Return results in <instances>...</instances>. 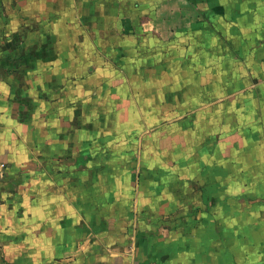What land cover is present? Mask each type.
I'll return each instance as SVG.
<instances>
[{"label": "clouds", "instance_id": "9594fccd", "mask_svg": "<svg viewBox=\"0 0 264 264\" xmlns=\"http://www.w3.org/2000/svg\"><path fill=\"white\" fill-rule=\"evenodd\" d=\"M216 166L232 234L264 226V0H0V264H208L170 185Z\"/></svg>", "mask_w": 264, "mask_h": 264}, {"label": "crops", "instance_id": "0c3cea01", "mask_svg": "<svg viewBox=\"0 0 264 264\" xmlns=\"http://www.w3.org/2000/svg\"><path fill=\"white\" fill-rule=\"evenodd\" d=\"M203 2H212V0H193L194 4ZM212 12L223 15V6L214 4ZM202 15L205 16V19H208L209 17V13H202ZM196 26L205 27L202 24H198ZM208 27H210V25ZM253 82L259 83V81L256 80ZM21 103H24V101H21ZM77 117L78 118L75 123L77 126H79V111L77 113ZM68 134L73 136L75 135L71 128H68ZM63 138L64 137L62 136L61 139ZM206 144L208 145L209 151L213 150L214 142L211 141V138L206 141ZM86 155V153H81L79 159L76 161V163H78L82 168L85 167L87 163L85 158ZM133 164H135V158ZM5 167H8V165H5ZM231 171V167L228 169H224L219 166L212 168L205 167L198 180L192 182V187L188 190L186 195L183 192V181L176 180L170 185L172 191L176 192V194L182 200L189 203L190 209L188 216L191 218L188 221L189 224H187V221L183 216L180 217L181 221L186 223L189 231H192L193 229H199V225L203 223L205 227L203 229H199L197 235H199L205 241H213L211 244L206 245L207 251H202L201 253L208 264H236L237 257L240 254L239 245L249 244L250 241L251 246L253 247L255 243H261V250L264 251V226H261L259 221H254L253 224L249 225V227L245 229V232H242L239 236H234L230 231V229L236 227V225H229V219H235V217H230L228 212L231 208L236 207L237 204L234 202L222 201L220 199V195L223 192L221 182L226 181V178ZM141 172L143 174L146 172V169L142 167ZM19 191L20 184L10 179L7 172H5L4 178H0V193H12V195L9 196V200H12ZM238 199L248 201V204L243 206L245 209H247L249 205L255 209L258 208L261 203H264V198H257L256 196H245ZM196 201H199L202 204V207H194ZM3 203L4 201L0 200V204ZM8 206L9 209H11L12 205L9 204ZM217 208H219L220 214L214 215ZM201 211L204 212V216L200 219H196ZM261 219H264V213L261 214ZM237 241H239V243H237ZM209 253H216L219 258L214 260L213 257L209 255ZM59 259L60 257H57V260ZM121 260L122 258H117L115 264H121Z\"/></svg>", "mask_w": 264, "mask_h": 264}, {"label": "rangeland", "instance_id": "374dc122", "mask_svg": "<svg viewBox=\"0 0 264 264\" xmlns=\"http://www.w3.org/2000/svg\"><path fill=\"white\" fill-rule=\"evenodd\" d=\"M10 59H11V57H7V58H6V61H7V60H10ZM79 122H80V121H79Z\"/></svg>", "mask_w": 264, "mask_h": 264}]
</instances>
